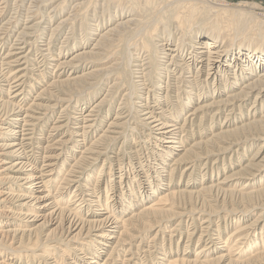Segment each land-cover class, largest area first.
<instances>
[{"label": "bare ground", "instance_id": "bare-ground-1", "mask_svg": "<svg viewBox=\"0 0 264 264\" xmlns=\"http://www.w3.org/2000/svg\"><path fill=\"white\" fill-rule=\"evenodd\" d=\"M124 1L129 2L131 10L137 11L138 17L133 18L123 10ZM138 1L104 0L106 5L108 2L114 3L115 6L111 5L112 10L115 8L121 11L118 22L111 24L107 29L108 32L119 30L116 38L106 36L104 39L110 43V48L116 42L123 43L126 35L132 34L131 38H137L135 44L138 43L137 46L143 48L145 56L137 52L135 57L127 43L119 50L117 49L119 44L109 49L108 52L111 53L105 55H116H112L109 60L104 61H101V53L91 50L77 52V49L69 60H62L59 58L60 56L49 58L50 62L56 63L54 64V76L51 77L50 83L41 90V93L32 99L29 107H22L19 100L25 92L20 89L25 75L20 73L22 70L19 68L21 57L18 56V53L23 51L13 50L15 47L10 48L5 59L0 61V81L2 83L4 81L5 85H11V89L7 90L9 97L5 94V88L0 86V184H5V187L2 186L0 189V264H28V261H30L29 264L36 262L38 264H65L64 258L66 257L57 255L59 245H64L65 240L66 243H76L74 248L69 250L73 254L71 258L81 260V264H116L118 262L127 264L129 259L124 257L123 260H118L115 258L116 255H113V252L118 250L117 247L126 243L127 224L134 226L137 224V220L142 222V225H150V221H144V218L161 221L171 216H181V218L185 216L194 219V216L187 214L186 201L184 202L181 198H185L189 202L200 203V207L191 208L192 210L204 211L205 203H208V206L214 210L218 208L215 205L217 203H220L219 207L223 205V208L229 203L226 210L234 216H246L253 212L256 206L261 207V213H264V186H262L264 185V47H262L264 45V23H253V19L241 10L225 9H221L224 11L214 15V18L208 22L206 19L209 18L212 6H205L202 4V0H174L176 3H172L173 5L170 3L172 5L170 8L155 12L157 16L155 13H151L153 9L150 7L152 6L150 3L153 0H143L144 10H147L148 7H150L148 8L150 11L152 9L151 12L147 10L146 13H151L155 15V18L156 16L158 18L152 20L153 17L149 22L148 19H145L143 7H141L142 9L139 7ZM180 1L183 3L180 4ZM147 4L150 6L145 9ZM76 5H80V2ZM221 5L223 4L221 3ZM81 9L82 7H78V11ZM216 10H220V8ZM216 10L213 11L216 12ZM84 11H80L82 18L80 24L83 28L88 26V30L90 25L84 16ZM116 14H112L110 11L109 18L113 16L112 21H115ZM64 18L65 16H62L61 20L67 19ZM172 21L183 36L188 34V38H190V30L197 25L195 37L198 41L201 40L199 43L203 45L196 46L190 41L188 45L193 48L186 49V51L185 45L168 47L170 45L168 40L157 44L154 38L156 30H160L159 33L162 37L170 36ZM131 22H135V26L130 29ZM127 23L129 24L127 25ZM8 29L10 28H4V30ZM198 48L203 49L198 50ZM85 52H90L87 55L92 54L96 58V62L82 59ZM183 52H186V58L182 55ZM63 53L61 58L65 56ZM87 62L89 63L85 64ZM87 65L89 66L86 67ZM78 69L84 71L76 74ZM10 70H12L10 74H7ZM66 73L68 74L64 78ZM155 73L159 76L158 81L151 78ZM98 75H103L105 79L108 78L107 76H111L112 81L109 82L111 85H108L114 88L109 94L105 93L103 98H98L89 109L83 110V105H79L78 102L72 100V95H68L60 89V86L65 85L66 81L74 83L93 80L99 77ZM146 83L149 84V88H152L153 102L157 103L151 105L152 101H148L149 89H146V95H143L144 91L141 92L140 88H144ZM141 85L143 87H140ZM122 87L126 88L121 98V101H125H122L121 104L125 103L123 108L129 112L127 115H123L124 112L120 113L119 111L122 107H118L113 120L108 122V127L113 129L109 132L120 136L125 135L123 130L118 132L116 129L128 124L129 120H133L140 128H145L149 138L153 135L154 140L158 141L161 153L152 155L151 152V154L141 156L151 155L146 160L147 162L151 160V166L147 165L145 169L140 163V159L137 158L136 168L138 170L131 174L135 173L138 181L144 180L152 173V167L161 165L163 172L167 173L168 181L163 183V178L154 180L162 181L158 190L156 186H151V194L154 196L159 192L158 197L150 204L144 203L148 205H142L138 212L132 213V216L126 220H120L115 214L105 211L108 209L106 206L103 209L100 208L103 211H97L98 208H94L88 203L92 200L87 198L89 196L87 191L80 186H78L80 190L78 194H76L78 189H73L70 200L72 207L61 204L64 193L90 172L100 155L103 154L106 158L111 157L107 155L108 146L106 143L114 142L117 137L105 135V137H99L92 140L89 145L87 144L91 138L90 133L95 132L96 127L105 122L110 114V109L96 122L94 116L90 118H86V116L91 115L90 112L94 111L96 106V108H101L102 105L111 107L118 90ZM162 88L165 90L163 94ZM133 97L136 100L132 102ZM250 98H253L252 104L250 109H247V102ZM173 99H177L176 102H173ZM63 103L65 105L62 106L59 114H65L64 121L57 118L55 124L49 126L46 132L45 128L50 117ZM170 103L173 106L171 112H169ZM127 105L133 108L135 114L130 113L131 110L127 108ZM138 106L143 108L138 110ZM70 107L74 109L72 112L78 116L70 115L68 112ZM175 107H179L176 112ZM236 111L237 113H235ZM222 114H224L223 123L218 125ZM125 116L128 118L120 123L122 118H126ZM196 119H198V123L195 122ZM206 120L209 121L207 124L204 122ZM41 123L42 132L39 133L40 128L38 127ZM68 123L74 125L72 131H69L68 127L65 130ZM200 123L205 128L201 131L199 129L198 132L194 131L192 126ZM62 131L63 134L58 138L57 135ZM36 132L42 136H36ZM193 136H197V140L191 139ZM126 140L127 137L124 141ZM68 143H72L73 147L66 151ZM235 146L240 148L233 151L240 155L239 159H235L238 162L244 159L248 148L251 149L255 146L256 150L245 165L241 163V167L239 165V169L231 174L225 175L222 179L216 178V180L220 179L218 182L211 181L207 185L201 184L202 187L199 190L188 189L187 186H191L190 181L186 182L182 189H177L171 184L172 174L181 163H187L181 176H187V180L191 179L193 182L200 160L205 161L202 166L205 171L208 167L206 165L212 157H215L213 164L217 161L222 162L225 152L232 150ZM78 152L80 154L76 157ZM136 157L134 153L133 159ZM167 157L172 158L171 164H168V161L164 159ZM59 160H62L60 165L62 178L57 189V194L60 193L56 195L50 192L47 183L55 169L59 167ZM227 160L228 166L232 165L230 158ZM130 166L132 167V165ZM222 166L224 167L225 164L223 163ZM223 167L208 168L207 171L211 173L210 178L213 174L218 176L219 171L223 172ZM123 170V167L115 170V175H121ZM64 175H68V177ZM236 178L244 181V185L258 183L255 186L260 187L252 191H240L244 189L243 186L238 189L232 185L234 180H238ZM202 180H204V174ZM146 200L148 199L144 201ZM235 202H241L243 205L233 206L232 203ZM79 208L90 209L95 214L92 215V218L86 219L78 214ZM192 210H189V213ZM260 219L261 217H257L254 222L233 230L228 234V238H236V245L238 247L240 245L241 249L245 248V245L249 243L248 236L255 229L253 228L255 223H258ZM199 223L207 224L201 229H204L205 235H209V229L213 224L208 223V217ZM117 227L122 230L116 231ZM172 229L176 230V227ZM44 232L45 235H43ZM55 232L56 235H54ZM40 234L46 242H41ZM24 240H29L34 247V250L25 252V258L29 259L26 262L22 258L16 259V257L9 256V254L15 253L19 257L22 256V252L14 244L16 241ZM110 240L113 241L110 242ZM94 242L97 244H93ZM220 242L222 241L219 235L216 240L210 236L206 244H209L208 247L211 249V246L214 245L211 252L218 248V251L222 252L215 259L201 260L197 257L187 259L174 256L166 263L264 264V250H259L262 247H256L258 249L254 253L248 250L243 253L245 256H237L233 253L236 247L230 246L228 240H224L222 246H217ZM108 243H114V245L108 246ZM45 244V249L49 246H52L53 249L42 250ZM206 245L199 248L195 255L203 253L206 250ZM105 246L111 248L109 253L102 250L106 248ZM248 247L255 248L254 246ZM52 250L55 254L48 257L45 253ZM35 251H37L36 254ZM64 251V249L61 250L63 254ZM76 251H80L83 256L79 258ZM103 254L106 257L102 259ZM233 255L241 259L239 260ZM88 257L91 259H86ZM74 261L67 264H77ZM155 264H161V262Z\"/></svg>", "mask_w": 264, "mask_h": 264}, {"label": "rangeland", "instance_id": "rangeland-1", "mask_svg": "<svg viewBox=\"0 0 264 264\" xmlns=\"http://www.w3.org/2000/svg\"><path fill=\"white\" fill-rule=\"evenodd\" d=\"M177 1V0H175ZM174 0H153L152 3H150L152 6L147 4L145 6V9L150 6L152 7L151 11L147 8L148 12L155 13L158 10L162 11V9H168L170 8L174 3H176ZM201 1V0H198ZM80 2V5H76V3ZM90 2V3H89ZM139 7H143L142 10H144L143 6V0L138 1ZM141 2V3H140ZM204 2V3H203ZM170 3L172 5H170ZM180 4L183 2L180 1ZM219 3V4H218ZM221 3L223 5H221ZM63 4V7H61ZM142 4V5H140ZM202 4L205 6H212L209 13V18L206 19V21L210 22L211 19H213L214 15H217L219 12H222L225 10H241L242 12L246 13L250 18L253 19V23L256 22L258 24L264 23V0H202ZM53 5V7H52ZM112 6H115L114 3L108 2V5L105 4L104 0H0V61L5 59L6 53L13 47L15 49L13 50H22L23 52L18 53V56L21 57V64L19 65V68L22 70L20 73L25 75L24 82L21 86V90H25L24 94L20 97V103L22 107L26 108L31 105L32 99L35 98V96L39 95L41 93V90L48 85L51 81V77L54 76V70L56 63L50 62L49 58H56L60 56V59L69 60L70 56L74 54V52H81L83 50H91L93 52L101 53V61L109 60L112 55L116 54H109L111 52H108L109 49H112L115 45L119 43H115L114 46H111L109 48L110 43L106 42V36L109 38H116V35L118 34V31L111 30L108 32V28L113 23H117L119 18L121 17V11L118 9L113 8ZM78 7H82L81 10H85V18L87 20V23L90 25V29L87 30V27L84 28L81 26V15L80 11H78ZM214 7V8H213ZM84 8V9H83ZM130 4L128 1H124V8L123 10L126 11V13L130 14L133 18L138 17L137 11H133V9H130ZM220 8V10H216ZM52 9V10H51ZM161 9V10H160ZM147 10H144V17L145 19L149 20L151 22L152 20H156L157 13L155 15H152L151 13H146ZM213 10H216L214 12ZM110 11L112 14H116V20L112 21V17L109 18ZM147 14V18H146ZM152 16H151V15ZM151 17L149 18L148 17ZM223 15V14H220ZM65 16V20H61V17ZM154 17V18H153ZM153 18V19H152ZM126 19V17H125ZM152 19V20H151ZM158 19V18H157ZM5 21L6 24H3ZM129 23H127L128 25ZM173 21L171 22V35L162 37L160 30H156L157 33H155L154 38L155 42L158 43H164L168 40L170 45L168 47H173V45H185V50L189 49L191 50L193 47L189 46V42L192 41L194 45L201 46L203 44L199 43L196 36V29L197 25L194 26V28L191 31L188 38V34L183 36L181 31L177 28H175L176 25H174ZM4 25V26H3ZM33 25V26H31ZM135 26V22H131L129 24L130 29ZM4 28H10L8 30H4ZM26 28H31L27 29ZM120 29V28H119ZM162 29V27H161ZM89 32V33H88ZM131 32V31H130ZM160 35V36H159ZM132 34L126 35V38L123 40V43L119 44L118 50L125 44L128 43L129 50H131L132 54H136L137 52L146 55V53L143 52V48L140 46H137L135 44V41L137 38L132 39ZM162 37V38H161ZM128 39V40H127ZM221 39V38H219ZM264 47V45H262ZM77 49V50H76ZM203 49V48H202ZM201 48H198V50H202ZM76 50V51H75ZM187 51V50H186ZM65 52V53H63ZM62 53L65 55L64 58H61ZM90 52H85V55L82 59H85V61H94L96 62V58H94L91 55H87ZM186 52H183L182 55L184 58H186L187 55H185ZM136 57V55H135ZM89 62L85 63L88 64ZM53 64V65H51ZM87 65L86 67H88ZM79 71L76 72V74L82 73L83 69H78ZM12 70L7 72V74H10ZM159 72L161 70L159 69ZM68 73H66L63 77L65 78ZM99 77H96L93 80H87V81H79L70 83L71 81H66L63 86H60V89H62L65 93H68V95H72V100H75L78 102L79 105H83L84 109H89L91 105L98 99L103 98L104 94L109 92L114 88L109 87L108 84L111 85L112 78L111 76H107L108 78L105 79L103 75H98ZM151 78L154 81H158L159 76L153 74ZM111 80V81H110ZM0 86L5 88V94L6 96H10L7 92L8 89H11V85H5L4 81L3 83L0 81ZM140 87H143L141 85ZM149 84L146 83L144 88H140L141 92L146 95V89H149L148 93V101L152 105L154 99H152V88H149ZM126 87H122L118 90V93L116 94V97L112 101V105H105L101 108L94 107V111H91L89 116H86V118H90L94 116L95 122L98 121L101 116L103 117L107 110L110 109V114L106 118L104 123H101L96 127L95 132L90 133V140L87 142L89 143L97 139L99 137H105V135L108 136H115L114 142H108L106 145L108 146L106 149L107 155L111 157H105V155H100V158L97 159V161L93 164L92 169L90 172L86 175H84L81 180L75 184L69 191L64 193V196L61 199V204L66 205L69 207H72L71 205V199H72V192L74 188L78 189V186L80 188L85 189L87 191V194L89 196L87 197L89 200L88 203L94 208H98L97 211H103L105 206L108 207V209H105V211L110 212L111 214H115L120 220H126L129 216H132V213L138 212L139 208L142 205H148L151 202H153L158 196V193L151 194V186H156L157 190L159 186L161 185L162 181H154L159 180L160 178H163V183L168 182L167 181V173L163 172V167L161 166H154L151 169V174L148 175V177L144 180L138 181L137 176L134 174H131V172H134L135 170H138L136 167V163H138L137 158L140 159V163H142L143 168L147 165L151 166V160L150 162L146 161L149 156L147 155L145 157H141L145 154H151L157 155L161 153L160 148L161 146L158 144V141L155 139L153 135L149 138L148 131L145 130V128H140L139 125H136L133 120H129L127 122L128 124H124L123 127H118L116 130L118 132H124L125 135H119L115 134L113 132H109L113 130L111 127H108V122L110 120H113V117L115 116V112L118 111V107L121 111L124 112L123 115H127L126 109L123 108L124 104H121V98L123 97V92ZM163 89V88H162ZM164 90V89H163ZM162 90V94L165 92V90ZM11 91V90H10ZM155 95V93H153ZM172 92L170 93L171 96ZM7 99V98H6ZM9 100V98H8ZM136 100H131L132 102ZM177 99H173V102H176ZM253 98H250L248 100L247 109H250V105L252 104ZM88 102V103H87ZM131 103V102H130ZM86 104V105H85ZM138 104V103H137ZM174 104V103H173ZM65 103L60 104L52 116L50 117V120L47 123V127L45 128L46 132L49 129V126H51L55 120L58 118V120L65 119V114H59L60 110L63 108ZM127 108H130V113L135 114V111L132 107H129L127 105ZM143 107L138 106V110H141ZM173 106L169 105V112L172 111ZM122 109V110H121ZM179 109V107H175V112ZM74 109L70 107L68 109V112L71 116H78V114L73 113ZM141 111L139 112V114ZM185 113V112H183ZM237 113V111L235 112ZM209 114V112H208ZM57 115H60L59 117ZM210 115V114H209ZM65 116V117H64ZM126 117V116H125ZM209 117V116H208ZM122 118L120 123L127 119ZM63 119V121H64ZM224 120V114L221 115L220 119L218 120V125H221ZM61 121V122H63ZM208 120L204 121L206 124ZM183 122V119H182ZM195 122H199L198 119H196ZM130 123V124H129ZM55 124V123H54ZM69 125L65 127H68L69 131H72L74 127L73 124L68 123ZM224 125V124H223ZM41 126L42 123L39 125L38 128H40L39 133H41ZM192 127H194V131L198 132L200 129L203 130L205 126H202V123L200 124H194ZM108 128V131L106 129ZM191 128V127H190ZM219 128V127H218ZM212 129V128H211ZM144 130V131H143ZM217 130V129H216ZM64 131V130H63ZM59 133L57 137L59 138L62 134ZM66 132V131H65ZM127 132V133H126ZM195 134V133H194ZM36 136H42L39 135L37 132L35 133ZM196 135V134H195ZM209 135V134H208ZM127 137V140L124 141ZM197 136H193V140H197ZM152 140H154L152 142ZM41 145V144H40ZM43 146V145H42ZM73 147L72 143L67 144V150L69 151ZM81 149V148H78ZM234 149H240L236 146L232 148V150H228L225 152L224 156L222 157V162L217 161L214 162L213 160L215 157H212L208 164L206 165L205 171L203 170L202 166L205 162L204 160H200L196 167L194 177V181L192 182L191 179L187 180V176H181L182 170L187 166L186 162H183L180 164L178 169L174 170L175 172L172 174L171 178V184L174 187H177V189L184 188V184L186 182H189L191 186H187L188 189L192 190H199L202 185L210 184L211 181L218 182V180L222 179L225 175L231 174V172L239 169V165L242 163L245 165L246 161L251 158L253 153H255L256 147H252L251 149L246 151L245 157L241 162L236 161L235 159H239V154L233 153ZM134 153L136 154V159H133ZM80 153L78 152L76 154V157ZM39 155V151H38ZM65 155V154H64ZM230 158V162H232V165L228 166L227 159ZM168 161V164H171L172 158L169 157L164 158ZM130 161V162H129ZM166 161V162H167ZM165 162V163H166ZM62 163V160H59V167L55 169L54 173L50 177L47 185L48 189L52 194H57L58 186L60 185L61 181V171H60V165ZM149 163V164H147ZM162 163V164H165ZM225 164L223 167L222 164ZM132 165V167L130 166ZM214 165V166H212ZM211 166V167H210ZM216 166L223 167L224 171H219L218 176L216 174L212 175V178H210V171H207V169L215 168ZM120 167H123L124 170L121 175H115V170L119 169ZM241 167V165H240ZM102 168V170H100ZM202 168V169H201ZM167 171V168L165 169ZM207 171V172H206ZM199 174V175H198ZM204 174V180L203 179ZM206 174V176H205ZM221 174V175H220ZM166 175V178H165ZM65 177H68V175H64ZM92 176V178H91ZM201 176V177H200ZM91 178V179H90ZM216 178H220L217 179ZM238 179V178H236ZM154 181V182H153ZM206 181V182H205ZM237 182V183H236ZM244 181L234 180V183L232 184L235 186V188H238L243 186L244 189H241L240 191H252L260 186H255L257 184H250V185H244ZM182 184V186H181ZM202 184V185H201ZM178 185V186H177ZM5 187V184H0L1 187ZM264 186V185H262ZM88 187V188H87ZM87 188V189H86ZM156 190V191H157ZM61 191V188H60ZM78 192L76 194L79 193ZM155 191V192H156ZM91 194V195H90ZM145 199H148L144 201ZM184 202L186 201L187 211L188 215L194 216V219H191V217H182L176 216V217H168L164 220H159L154 218H144V221H150V225H142V222L137 221V224L134 226L131 224H127L128 227L125 231L126 236V243L122 244L121 247H117L118 249L116 252H113L114 256L118 260L129 259L127 264H155L161 262V264H167L166 262L169 261L170 258L174 256L178 257H185L187 259H193L195 257L203 259H212L216 258L217 255L221 254L220 250L214 249L212 252V249L209 248V244L206 245L209 241L210 236L214 237L215 240L218 237V235L221 238L220 243L217 244V246H222L224 240L229 241V245L232 246L234 249V254L237 256H245L243 253L245 251H252V253L256 252L258 248L256 247H262L259 250H264V213L262 212L261 207L256 206L253 210V212H250L246 216H234L231 215V213L226 210V207L230 205L227 203V205L223 208L219 207L221 206L220 203L215 204L218 208L212 209L210 206H208V203H205L204 211H200L198 209L192 210L191 208L194 207H200V203H194L189 202L185 198H181ZM144 201V202H142ZM264 201V200H263ZM148 203V204H144ZM139 205V206H138ZM194 205V206H193ZM233 206H241L243 203L241 202H235L232 203ZM214 207V206H212ZM101 208V209H100ZM222 208V210H220ZM89 210V212H87ZM183 210V209H182ZM189 210H192L189 213ZM186 211V212H187ZM199 211V212H198ZM123 212V213H121ZM78 214L82 215V217L89 219L92 218V215H94V212H91L90 209L86 208H79ZM261 214V215H260ZM89 215V216H88ZM135 216V215H134ZM208 217V223H212V228L209 229V235H205L204 229H201V227L204 228L207 224H200L199 222H202L204 219H207ZM257 217H261L260 221H256L258 223H255V228L249 237V243L246 244L245 248L241 249V246L236 245L235 241L236 238H228V234L231 233L233 230L238 229L242 226L248 225L251 222H254V220ZM3 219V218H1ZM7 220V219H5ZM176 230H173L172 228H175ZM53 227V226H52ZM120 227V226H119ZM117 227L115 230L120 232L122 229ZM132 227V228H129ZM216 229V231H214ZM249 230V229H248ZM252 230V229H251ZM46 232V231H45ZM45 232L43 235H45ZM156 234L155 238L153 236ZM247 233V232H246ZM129 234V235H127ZM132 234V235H131ZM56 235V232L55 234ZM117 235V234H116ZM41 242H46L45 238L40 234ZM125 238V237H123ZM113 241V240H112ZM110 240V242H112ZM217 242V241H216ZM64 245H59L58 247V256L63 255L64 261L67 263H70V261H74V263L81 264V260L78 261V259L71 258L73 254H71V250L74 248V244L76 243H66V240L63 243ZM97 244V243H93ZM111 243H108L109 246ZM15 246H18V249L22 252V256L19 257L16 253L15 254H9L10 257L13 256L17 258H22L23 261H28L29 259L25 258L26 253L28 251L34 250V247L31 245L29 240L24 241H16ZM51 245V243H49ZM114 245L112 243L110 246ZM204 245H206V250L198 255H195L196 251L199 248H202ZM105 246L106 248H103L105 253L110 252V247ZM248 246H254L255 248H249ZM46 247V244L42 248L44 250ZM108 247V249H107ZM47 249H53L52 246H49ZM65 250L64 254L61 252V250ZM184 249H186V252H184ZM106 250V251H105ZM239 251V252H238ZM243 251V252H242ZM37 251H35L36 254ZM77 256L81 258L83 255L80 253V251H76ZM116 253V254H115ZM185 253V254H184ZM32 254V253H31ZM48 257L53 256L55 254L54 250L45 253ZM234 256V255H233ZM105 254L102 255V259L105 258ZM161 257H164V259H161ZM235 257V256H234ZM111 258V257H110ZM109 258V259H110ZM237 258V257H235ZM86 259H91V257H88ZM241 259V258H237ZM52 260V258H51ZM89 261V260H88ZM262 261V260H261ZM30 261H28V264ZM35 264H38L37 262ZM116 264H123L121 262H118ZM214 264V263H213ZM217 264V263H215ZM222 264H226L225 262Z\"/></svg>", "mask_w": 264, "mask_h": 264}]
</instances>
